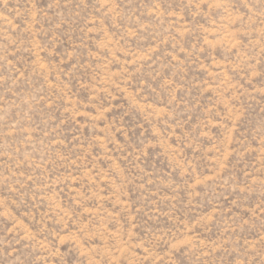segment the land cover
Masks as SVG:
<instances>
[{
  "label": "rangeland",
  "instance_id": "rangeland-1",
  "mask_svg": "<svg viewBox=\"0 0 264 264\" xmlns=\"http://www.w3.org/2000/svg\"><path fill=\"white\" fill-rule=\"evenodd\" d=\"M0 264H264V0H0Z\"/></svg>",
  "mask_w": 264,
  "mask_h": 264
}]
</instances>
